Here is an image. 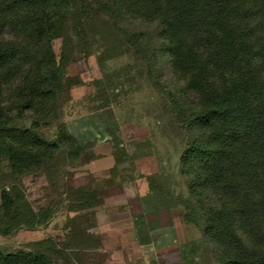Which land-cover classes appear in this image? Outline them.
I'll return each instance as SVG.
<instances>
[{"label":"trees","instance_id":"obj_1","mask_svg":"<svg viewBox=\"0 0 264 264\" xmlns=\"http://www.w3.org/2000/svg\"><path fill=\"white\" fill-rule=\"evenodd\" d=\"M100 14L116 26L131 17L158 30L157 45L147 32L122 28L115 30L114 44L130 46L145 63V84L161 97L170 133L159 116L154 123L133 119L148 124L144 138L125 141L117 125L107 126L114 163L106 185L133 179L135 160L170 142L168 162L159 155V168L143 175L148 190L143 203L145 211L180 207L183 221L199 230L198 237L178 243L176 264H202L199 254L206 243L216 264H264V0H0V233L51 218L49 207L25 209L22 177L52 172L55 164L80 156L82 165L100 157L96 135L81 142L59 119L58 99L81 78L65 73L50 38L55 22L63 20L79 41L84 25ZM160 61L168 72L157 66ZM119 71L135 81L130 66ZM113 77L104 72L92 100L98 107L109 104V95L117 97ZM126 90L122 85L120 92ZM24 111L33 117L30 127L17 124ZM54 122L56 135L48 139L40 128ZM67 184L76 203L70 210L94 217L90 210L97 195L68 178ZM134 227L138 244L156 241L143 214ZM76 232V239L83 237ZM0 264L52 261L41 250H0Z\"/></svg>","mask_w":264,"mask_h":264},{"label":"rangeland","instance_id":"obj_2","mask_svg":"<svg viewBox=\"0 0 264 264\" xmlns=\"http://www.w3.org/2000/svg\"><path fill=\"white\" fill-rule=\"evenodd\" d=\"M120 28L128 32H147L153 38L154 45L160 41L158 30L153 24L125 17L118 21L116 26L114 20L105 14L96 16L84 25L83 38L79 41L71 38L70 23L67 24L63 20L56 21L50 31L57 58L63 57L65 73L77 74L81 78V82L71 85L57 102L59 119L81 142L92 141L96 134L106 131L107 126L115 125L125 141L131 137H142L147 134L145 127L137 128L133 125V119L140 117L154 123L159 116L165 123L164 128L167 127L164 132L166 135L170 134L168 122L164 119L165 117L168 119V115L167 112L162 111L161 97L145 84V63L134 54L130 46H125L122 42H120L122 45L114 44L115 39L119 37V33L115 30ZM163 62L160 61L157 66L162 64L168 72V64ZM127 66H130L134 73V82L127 81L128 77L122 76L119 71ZM136 67L142 70L136 72ZM104 72L111 76L114 74L117 97L109 95V104L98 107L92 100L96 98L93 95L98 87L102 88ZM117 72L120 73L118 77ZM166 76L168 80L171 79L170 74ZM122 85L128 86L125 94L120 92ZM100 96L104 98V92ZM27 121H30L31 126L33 117L30 111H24L17 124L24 125ZM40 129L48 139L56 135L55 122ZM170 147V142L165 141L164 144L161 142L157 154L154 155L155 158H141L135 161L134 166L138 172L132 171V173L139 181V186L143 183L144 174L159 168L157 163L159 155H163L167 161ZM102 150L107 151V149ZM81 159L80 156L74 160L61 161L55 164L52 172L39 171L22 177L19 186L24 194L21 203L25 209L33 213L41 207H49L52 215L45 224L33 228H20L7 235L0 233V250L4 252L41 250L50 256L52 264H176L180 257L179 250H176V242L193 239L200 234L192 224L183 222V210L180 207L173 209L172 212L161 209L156 211V214L146 217V221L152 224L157 233L156 241L151 244L138 247L132 241H129V244L118 243L115 240L118 232L107 231L98 223L103 213L111 214L119 210L113 208L116 206L110 207V204L106 208L105 196L102 193L107 188L106 191L110 194L117 187L104 185L111 162H92L82 165L79 164ZM173 177L180 179L177 173L173 174ZM67 178L68 183L73 186L84 185L97 195L98 201L90 210L94 212V217L93 215L86 217L84 213L87 210H70L69 205L76 203L73 202L72 192H66ZM91 216L96 222L95 225ZM77 228L82 230L79 231ZM74 232L76 234L81 232L83 237L76 239L73 236ZM206 244L201 249L199 261L202 264H216L213 253L209 250L210 244Z\"/></svg>","mask_w":264,"mask_h":264},{"label":"crops","instance_id":"obj_3","mask_svg":"<svg viewBox=\"0 0 264 264\" xmlns=\"http://www.w3.org/2000/svg\"><path fill=\"white\" fill-rule=\"evenodd\" d=\"M133 125L136 126L137 128L144 126L146 131H147V134L142 136V137H131V139L144 138V137L148 136V134H149L148 133V126L146 124L136 125L133 122ZM128 136H130V134H128ZM96 137H97V141L94 145V149H95L96 153L100 154V157L97 159H94V160H92L86 164H92V162H104L105 163V162L110 161L111 164L108 168V169H110L111 166L113 165L114 161H113V156L111 155V146H110V143L108 142V134L106 133V131H103V132H99L98 134H96ZM131 139H129V140H131ZM101 148L107 149V151H103ZM148 157H154L155 158L154 155L141 157V158H148ZM141 158H138V159H141ZM106 177H105V179H106ZM91 180H93V179H91ZM138 184H139V181L135 178L130 179V180H126V181L121 182V183H116V184L112 185V186H117V187H116V190L114 192H112V193L110 192L111 195L108 193V191H106V189H107L106 188L104 190V192H102L103 195L105 196V201H104L105 207L106 208L109 207V204H110V207L116 206L113 208H116V209L118 208L119 210H117V211H115V213H111V214L110 213H108V214L103 213L100 220L98 219V223L101 224L102 226H104L105 230L107 229V231L108 230L109 231H113V230L117 231L118 234L116 235L117 238L115 240H117L118 243L129 244L128 242L132 241V243L135 244L136 246L142 247L143 244H138L136 241V238H135L136 231H135V227H134V219H136L138 215L143 214V216L146 220V217H148L151 214H156L157 213L156 211H159V210L145 211L143 199L146 196V194L148 193L147 184H146L145 179H143L142 185L139 186ZM104 185H106V182ZM106 187H107V185H106ZM118 187H119V189H118ZM108 200H111V201L107 204L106 202ZM108 209H107V211H108ZM173 209L176 210L177 208H172L169 210L165 209V210L172 212V211H174ZM101 219L103 220V222H101L102 221ZM119 232H121L122 234H119ZM183 241H185V240H183ZM180 242H182V241L176 242V246H177L176 250H179L178 249V243H180ZM168 248H171V246H168ZM150 249H151V247H150Z\"/></svg>","mask_w":264,"mask_h":264},{"label":"water","instance_id":"obj_4","mask_svg":"<svg viewBox=\"0 0 264 264\" xmlns=\"http://www.w3.org/2000/svg\"><path fill=\"white\" fill-rule=\"evenodd\" d=\"M26 125H27V127H30V121H27Z\"/></svg>","mask_w":264,"mask_h":264}]
</instances>
